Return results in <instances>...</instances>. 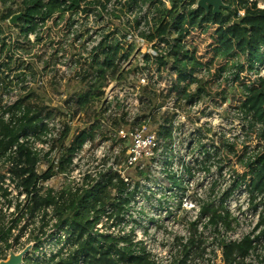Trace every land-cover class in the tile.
I'll list each match as a JSON object with an SVG mask.
<instances>
[{
  "label": "built area",
  "instance_id": "built-area-1",
  "mask_svg": "<svg viewBox=\"0 0 264 264\" xmlns=\"http://www.w3.org/2000/svg\"><path fill=\"white\" fill-rule=\"evenodd\" d=\"M162 1L169 7L170 0ZM257 2L264 7L263 0ZM117 4L118 0H108L104 8L81 7L64 35L48 37L52 22L41 17L23 28L7 20L11 28L2 25L0 31V45L9 43L11 54L32 63L33 68L24 71L28 75L38 72L30 81L0 84V114L30 127L16 144L38 155V173L53 166L54 174L39 180L37 187L58 193L105 186L109 196L98 204L97 212L91 210L93 226L87 246L91 257L82 255L78 264L102 258L116 262L117 257L122 258L119 264H264V222L255 229L264 212V191L260 192L263 196L255 193L257 204L251 206L250 186L237 174L235 160L224 155L233 144L243 147V161L252 163L248 166L251 186L264 190V162L256 160L264 148V41L257 46L259 59L250 57L245 63L246 77L236 67L216 71L205 65L194 73L198 81H182L175 90V81H146L156 75L151 62L148 69L142 64L135 75L120 79L119 73L127 71L130 62L117 57L129 52L128 43L149 47V60L174 58L179 49L173 45L174 51L162 52L147 43L139 34L148 29L145 7L128 10L121 20L136 15L139 24L114 56L116 76L109 70L103 73L105 81H93L108 51L106 33L112 29L110 14ZM43 50L46 56L40 59ZM0 69V81L1 77L13 81L9 69ZM66 81H87L94 86L97 94L89 99L88 108L79 109L74 101L66 104L67 96L61 92ZM28 85L39 94L47 93L48 86L58 93L37 106L30 103L32 95L20 100L22 91L17 87ZM238 87L245 88L244 93L229 95ZM163 91L167 92L164 96ZM69 106L76 107L77 113L67 112ZM87 109L97 120L73 123V116L84 117ZM63 153L70 161L59 171ZM9 164H0V252L6 258L10 250L18 253L30 245L25 257L32 261L65 257L71 247L69 234L66 227L56 225L54 206L32 210L30 196L6 169ZM57 177L59 185L51 187ZM214 213L223 219L228 215V226L223 219L213 221ZM246 235L252 239L248 252L226 258L224 245L239 243ZM129 257L140 262H127Z\"/></svg>",
  "mask_w": 264,
  "mask_h": 264
},
{
  "label": "trees",
  "instance_id": "trees-1",
  "mask_svg": "<svg viewBox=\"0 0 264 264\" xmlns=\"http://www.w3.org/2000/svg\"><path fill=\"white\" fill-rule=\"evenodd\" d=\"M108 0H1L2 7L0 9V31L2 25L7 29L11 28L7 24V20L16 13L23 15L13 26L24 27L35 17L49 18L52 22V28L48 29L46 35L51 37L52 34L64 35L69 27V22L73 14H76L81 7L90 8L91 6L105 7ZM264 1V0H263ZM227 7H221L217 13H213L212 8L208 10L197 5L198 0H170L169 7L162 0H118L110 14V22L112 21V29L106 33L107 52L103 63H98L97 73L103 74L111 70L113 76H116L114 70V56L122 48V44L126 43L127 36L132 35L137 29L139 22L136 15L128 21L121 20V17L128 10H141L145 7L143 18L148 26L146 31H139L147 43H153V47L161 49L162 52L174 51L173 45L178 47L177 53L173 54L174 58L165 56H156L153 60L148 61L149 55L145 54V67H149L152 62L157 66L159 74L165 71L169 66V70L173 71L172 81H175L174 89H178L182 81L187 79L196 80L195 71L200 66L210 65L216 71L226 68L236 67L246 77L245 63L250 62V57H255L257 46L264 41V7L258 5L257 0H223ZM7 3H10L7 6ZM132 43H128L129 52L132 51ZM163 44V47L160 45ZM10 44L2 41L0 45V65L11 70L12 64L33 68L31 62L25 61L23 58L11 54ZM27 48H23V53L27 52ZM248 51V55H246ZM3 55L5 57H3ZM14 56V57H13ZM127 57L126 54L123 55ZM237 59V60H236ZM46 67L50 65L48 61ZM135 67H130L127 71L122 70L118 78L127 77L134 72ZM32 73L38 74L33 71ZM5 77H1V85H13L14 81H5ZM213 81V80H211ZM17 87V86H16ZM22 91L20 100L27 99L34 93L31 87H17ZM249 91H253V88ZM96 89L93 85H89L86 91L80 92L69 97L66 104L74 101L79 108H88L86 106L90 98H95ZM39 94V93H36ZM30 103L40 106L41 103L32 99ZM86 106V107H84ZM2 107L0 96V109ZM33 111L30 116H33ZM13 116V115H11ZM93 121L97 119L93 118ZM30 131L27 122L12 123V119L5 120L0 114V164L7 166V170L17 181L18 185L28 193L31 200V209H37L41 206H54V214L59 223L66 226L69 234L68 240L71 245L68 254L65 257H50L43 260H31L25 257L24 264H78V259L84 255L91 257L87 246L91 240L92 219L91 210L97 209L99 203L109 198L105 191V186L97 189L82 190H61L54 192L48 188L42 190L37 187L39 180L46 181L54 174L53 166L38 173L36 170L38 155L30 150L27 146L16 144L17 139L21 135H26ZM91 133H89L90 135ZM249 141H246V144ZM16 147L13 150V146ZM245 149L231 145L226 149L224 155L227 159H234L237 164L235 169L242 181L246 180L250 186L251 206H256L255 193L262 192L256 186H251V172L248 171L250 162H244ZM58 165L59 171L69 163L70 158L63 153L60 156ZM256 160L264 162V148L256 156ZM260 190V191H259ZM88 194H83L84 192ZM90 197V198H89ZM223 219L220 215L214 213L213 221ZM228 226V215L223 219ZM264 222V212L260 217L258 228ZM58 228H60L58 226ZM263 232V231H262ZM9 233H4L2 239L6 240ZM252 247V239L249 235L243 237L239 243L224 245V255L229 256L244 255ZM5 259V255L0 252V260ZM264 261V257H263ZM91 264H116L110 258H102L95 260Z\"/></svg>",
  "mask_w": 264,
  "mask_h": 264
},
{
  "label": "rangeland",
  "instance_id": "rangeland-1",
  "mask_svg": "<svg viewBox=\"0 0 264 264\" xmlns=\"http://www.w3.org/2000/svg\"><path fill=\"white\" fill-rule=\"evenodd\" d=\"M47 26H50V23H48ZM54 35H56V34H54ZM81 35H83L82 32H81ZM15 44H16V42H14L12 44V47H14ZM132 46H133L132 51H130L128 53L127 52L125 53L127 55L126 58H123L124 54L123 55L121 54V55H119L117 57V59L119 61H123V60L126 61L128 59L129 62H130L129 66L130 67H135L134 72L132 73L133 75H135L136 71L138 70V68L141 67L142 64H143L142 67L144 69H148V67H145L144 64H145V61H146L145 60V54L148 51L149 47H147L146 45H142V44L138 45L136 42L132 43ZM121 49H124V48H121ZM121 49L117 53L121 52ZM101 53H102V49H101ZM170 54H172V53H170ZM45 56H46V53L43 50L42 53L39 54V58L40 59H44ZM3 57H5V56L3 55ZM39 58L37 59L38 62H40ZM254 58L259 59L257 52L255 53V57ZM148 61H150V60L148 59ZM0 67H3V65H0ZM11 67H12V69L11 70H7V71L10 74L13 75V78H12L13 81H20V80L23 81L24 79H25V81H30L31 79L35 78V74L28 75V73H26L24 71V70H27L26 66L22 65V66L18 67L16 64H12ZM154 68H155V71H156V75H153L152 77L148 76L146 81H172V77L170 76L171 75L170 74L171 73L170 70L169 71H167V70L166 71H162L161 74H158L157 66L154 65ZM5 69L6 68H4V71H5ZM167 69H169V66L167 67ZM0 71L3 72V70H1V69H0ZM16 73H19V75H17ZM122 78H125V77H122ZM93 81H105L104 74L98 75ZM186 81H198V79H196V80L187 79ZM27 87H29V85ZM88 88H89V83H87V81H66L63 84V87H62L63 90L61 92L64 93V95L67 96L66 99H68L69 97H71V96H73L75 94H78L80 92L86 91ZM176 90H178V89H176ZM244 91H245V88H242V87L234 88L233 90H231L229 95L234 96V94L238 93V92H240L242 94V93H244ZM57 93H58V89L52 88L51 86H48L47 87V93H41V94L34 93L32 95V97H33L32 100L35 101V102L44 104V103L50 102L49 95H53V94H57ZM166 93H167L166 91H163L162 95L164 96ZM180 93L184 94L185 92L181 91ZM259 95H260V92H257V96H259ZM204 101H206L208 103H211V100H209V99H204ZM28 104H29V102H28ZM86 106H88V104ZM86 106H84V107H86ZM76 109H77L76 107H70V106L66 108L67 112L69 111L71 113H73V112L77 113ZM147 111H148V107H146V112ZM85 112H86V114L84 115V117H77L76 115L73 116V118H72L73 123H75L76 125H82V124H85V123H88L89 121H91L92 120V113L90 112L89 109H87ZM156 125L157 124L155 122L151 123V126H152L153 129H157ZM224 152H225V150H224ZM38 169L41 170L40 168H38ZM59 183H60V179L57 177L53 181H51V183L49 185L51 187H57L59 185ZM260 190L264 191L262 187L260 188ZM83 194H88V192L86 191ZM257 196H263V194L262 193H257ZM55 223L59 227H62V228L66 227L65 225H62V224L59 223V220L57 219V217H56V222ZM65 232H67V230H65ZM115 259L119 260V261H116L117 264H119V262H122V258H120V257H117ZM130 260H136V261L140 262V258L129 257L127 259V262L130 261Z\"/></svg>",
  "mask_w": 264,
  "mask_h": 264
},
{
  "label": "water",
  "instance_id": "water-1",
  "mask_svg": "<svg viewBox=\"0 0 264 264\" xmlns=\"http://www.w3.org/2000/svg\"><path fill=\"white\" fill-rule=\"evenodd\" d=\"M198 6L208 10L210 7L213 10V13H217L221 7H227V5L224 4L223 0H198L197 3ZM23 14L16 13L12 15L8 21L11 25L16 24L18 22V19L22 16ZM72 134V131L70 135ZM31 249V246L28 245L25 247L23 250H21L18 253L13 252L12 250L9 251V254L5 259L0 260V264H22L23 259L28 253V251Z\"/></svg>",
  "mask_w": 264,
  "mask_h": 264
}]
</instances>
